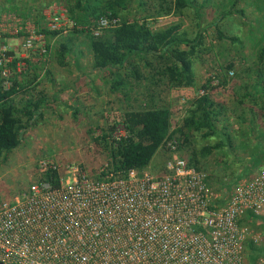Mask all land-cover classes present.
Listing matches in <instances>:
<instances>
[{
  "label": "rangeland",
  "instance_id": "1",
  "mask_svg": "<svg viewBox=\"0 0 264 264\" xmlns=\"http://www.w3.org/2000/svg\"><path fill=\"white\" fill-rule=\"evenodd\" d=\"M199 1L201 3L202 0ZM233 1L211 0L209 4L202 6V19L199 18L201 24L216 21L224 9L231 7ZM75 2L76 0H0L2 82H5L3 71L9 69L11 77L8 83L11 85L17 76H24L28 78L34 96L43 91H54L58 95L59 91L70 87L79 88L76 92L81 90V104L77 108L71 109L57 101L52 102L42 111V116L37 115L29 123L21 143L0 158V193L15 194L39 180L42 161H52L62 168L74 164L96 175L100 166L113 160L111 140H106L103 136L107 134L116 138L125 134L123 125L117 121L128 110L155 105L166 107L172 113L171 133L176 134L179 125L184 124L191 101L201 90L205 91L206 87L213 99L224 107L222 118L217 123L219 132L208 138H204L200 132L192 133L179 154L188 161H192V156L195 155L200 161L201 169L208 174L210 187L227 195L234 180L248 175L237 169L246 165L247 159H235L233 150L227 146L214 150L208 156H204L201 149L204 145L218 142L222 131L234 135L233 93L239 74L248 69L254 71L259 64L264 66L259 57L260 48L264 45V0H238L237 8L244 10L245 19L235 11L224 21L218 22L217 26L204 31L205 50L198 58L192 59L194 69L200 77L197 88H172L144 62L141 64V79L132 80L118 91L110 88L112 78L109 72L101 74L93 68L90 34L93 35V27L100 25L99 21H89L87 24L81 22L78 18L83 20L84 15L79 16L77 12L80 10L73 7ZM170 3L171 0H131L127 12L132 18L152 15L151 22L155 27H169L172 22L180 20L190 29H198V19L193 9H188L183 17L173 12L165 15ZM101 27L102 32L110 29L105 24ZM42 30H55L58 33L48 35ZM218 31L239 35L240 41L221 39ZM31 35L36 38L29 47ZM66 37L70 38L69 47L72 50L64 55L65 65H61L58 51ZM230 63H233V68L229 70L227 66ZM94 69L98 71L97 76L93 73ZM83 75H88L84 79L87 80L86 83H82L80 79ZM23 96H17V101L22 100ZM113 125L114 130L111 129ZM243 153L247 151L243 150ZM170 154L167 146H163L156 159L168 160ZM254 160L252 158L251 162ZM192 162L196 164V161ZM263 168L264 166L260 169ZM145 170L151 172L149 168ZM245 222L250 224L257 235L256 245L260 250L259 253L249 251L247 261L251 263L250 256L254 257V261L261 258L264 260V218L246 219Z\"/></svg>",
  "mask_w": 264,
  "mask_h": 264
},
{
  "label": "built area",
  "instance_id": "2",
  "mask_svg": "<svg viewBox=\"0 0 264 264\" xmlns=\"http://www.w3.org/2000/svg\"><path fill=\"white\" fill-rule=\"evenodd\" d=\"M99 24L92 28L95 35L103 24L117 25L109 18ZM3 76L9 87L10 70ZM179 140L177 131L163 144L171 154L161 176L123 173L110 163L94 175L74 164L62 168L42 161L39 180L15 194L0 193V261L264 264L262 258L247 261V242L257 244L258 237L245 222L264 218V168L234 180L226 195L210 187L205 170L179 154ZM50 171L58 172V184L48 178Z\"/></svg>",
  "mask_w": 264,
  "mask_h": 264
},
{
  "label": "trees",
  "instance_id": "3",
  "mask_svg": "<svg viewBox=\"0 0 264 264\" xmlns=\"http://www.w3.org/2000/svg\"><path fill=\"white\" fill-rule=\"evenodd\" d=\"M211 0H171L165 15L174 14L185 16L188 9L195 10L198 29H190L180 20L172 22L171 26L155 27L151 19L153 16L143 18L130 17L128 5L131 0H76L73 7L78 11V18L87 24L89 21L97 22L102 18L116 20L117 25L110 27L98 35H91V52L93 54V68L99 71H107L112 78L111 89H119L131 83L132 80L141 79V64L145 62L156 71V74L167 82L172 88L199 86L200 77L194 69V62L205 50L203 33L207 28L217 26L218 22L238 12L245 19L244 10L237 8L238 0H234L231 7L224 9L216 18V21L201 24V8ZM73 11V10H72ZM200 18V19H199ZM48 35H55L58 31L42 30ZM221 39L231 42L240 41L239 35H229L218 31ZM59 46L58 61L65 65V57L71 52L69 47L70 38ZM260 63H264V45L259 51ZM15 65V63H14ZM227 68H233V63ZM262 74L264 66L255 68ZM37 77V76H35ZM133 82V81H132ZM206 84V83H205ZM205 86V85H203ZM205 92L196 96L190 103L184 124L177 131L180 137V149L190 140L192 133L200 132L204 138L217 135L219 132L218 122L223 115V104L215 101L208 88ZM28 78L16 77L13 83L6 87L0 79V158L15 149L22 139V135L29 123L41 113V98L34 94H27L30 90ZM27 96L23 101H17L19 95ZM22 102L24 104H22ZM123 125L124 135L114 138L105 134L103 138L111 140L113 145V160L110 167L123 173L132 169L142 172L149 168L158 176L166 173V160L156 159V155L169 139L173 123L172 113L166 107L155 105L152 107H139L128 110L121 115L119 120ZM115 129V125L111 127ZM221 139L214 145H204L201 152L208 156L214 150L227 146L232 149L233 136L222 131ZM190 164L201 169L200 161L192 156ZM48 178L58 184V172H48ZM250 220V217L247 218ZM251 253H259L260 250L253 242H247ZM252 257V258H251ZM249 261L254 262L250 256Z\"/></svg>",
  "mask_w": 264,
  "mask_h": 264
},
{
  "label": "crops",
  "instance_id": "4",
  "mask_svg": "<svg viewBox=\"0 0 264 264\" xmlns=\"http://www.w3.org/2000/svg\"><path fill=\"white\" fill-rule=\"evenodd\" d=\"M98 71L94 69L93 73L95 76H97ZM102 72L104 74L107 73V71H99L101 74ZM243 72L239 74L233 93L235 116L233 121L235 128L233 135V156L235 159H247L246 165L237 168L241 171L240 173L253 174L264 166V72L260 74L258 69H254V71L253 69H248ZM108 74L110 75V73ZM35 76L38 78V75ZM87 76L83 75L80 77L82 83L87 82V80L84 81ZM78 89L75 87L63 89L58 92V95L54 91L39 92L38 96L41 98V103H39L41 113L37 115L42 116V111L54 101L65 104V107L71 109L77 108L81 104V90L76 92ZM31 90H27L28 95L31 93L34 94V91ZM28 95L21 97L22 100L19 99V101L26 100ZM22 104L24 103L22 102ZM243 150L247 151V153H243ZM252 158H255V160L251 162ZM238 163L241 164V162Z\"/></svg>",
  "mask_w": 264,
  "mask_h": 264
},
{
  "label": "water",
  "instance_id": "5",
  "mask_svg": "<svg viewBox=\"0 0 264 264\" xmlns=\"http://www.w3.org/2000/svg\"><path fill=\"white\" fill-rule=\"evenodd\" d=\"M0 264H5V263H3V262L0 261Z\"/></svg>",
  "mask_w": 264,
  "mask_h": 264
}]
</instances>
